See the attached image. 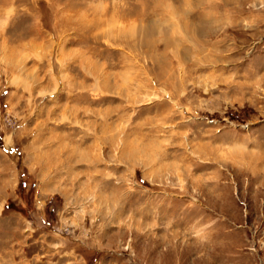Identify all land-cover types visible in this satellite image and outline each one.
<instances>
[{"label": "rangeland", "instance_id": "1", "mask_svg": "<svg viewBox=\"0 0 264 264\" xmlns=\"http://www.w3.org/2000/svg\"><path fill=\"white\" fill-rule=\"evenodd\" d=\"M0 152L52 264H264V0H0Z\"/></svg>", "mask_w": 264, "mask_h": 264}, {"label": "crops", "instance_id": "2", "mask_svg": "<svg viewBox=\"0 0 264 264\" xmlns=\"http://www.w3.org/2000/svg\"><path fill=\"white\" fill-rule=\"evenodd\" d=\"M19 184L13 158L0 152V264H52L44 256L50 236L46 231L35 232L34 214L6 210L18 198Z\"/></svg>", "mask_w": 264, "mask_h": 264}]
</instances>
